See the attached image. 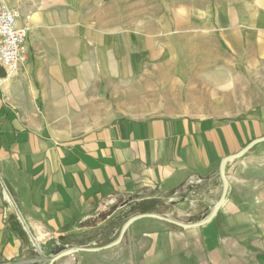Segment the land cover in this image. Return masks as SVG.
<instances>
[{
	"label": "crops",
	"instance_id": "crops-1",
	"mask_svg": "<svg viewBox=\"0 0 264 264\" xmlns=\"http://www.w3.org/2000/svg\"><path fill=\"white\" fill-rule=\"evenodd\" d=\"M263 4L43 0L26 23L19 17L29 56L14 70L0 65V171L11 197L0 193V264H43L60 236L90 228L80 223L117 206L112 218L130 198L176 190L190 176L213 185L225 158L226 197L207 223L182 228L140 218L118 246L54 264H264V139L233 157L264 137V102L244 103L237 110L250 113L234 116L112 113L166 109L149 97L193 71L227 79L217 81L221 88L241 81L233 84L239 91L211 93L258 94L243 88H258ZM210 37L233 54L198 53Z\"/></svg>",
	"mask_w": 264,
	"mask_h": 264
},
{
	"label": "rangeland",
	"instance_id": "rangeland-1",
	"mask_svg": "<svg viewBox=\"0 0 264 264\" xmlns=\"http://www.w3.org/2000/svg\"><path fill=\"white\" fill-rule=\"evenodd\" d=\"M5 1L11 7L18 9L21 17L20 18L21 22L24 23L26 21L24 20L26 19L25 14L34 10L35 8H37V6H40L39 4L43 0H5ZM216 1L217 0H209V2L212 5V8H214ZM262 6H264V4ZM210 34L212 36L213 33L211 32ZM212 40L214 39L210 37L208 40L209 44H207L208 42L203 44L204 46H206L207 44V46L205 48L203 47L202 49L200 48L198 53H200L201 50H206L204 54H214V55H218L220 53L223 54L225 53L227 55H229V53L233 54L232 52H228L224 50L221 51L217 47V45L214 44ZM194 65L201 66V63ZM211 72H217V71L212 70L210 72H207L206 74H209ZM243 72L245 79L242 80V85L244 86L246 85V83L249 82L248 79L249 75L246 73V70H244V68H243ZM195 74L196 73L194 71L190 73V76H192V78H189L188 80L183 79L181 81L182 85L181 86L179 85L177 88L163 86L155 89L156 92H159L160 95L158 93L151 95L149 97V101L155 103L156 105L162 103L161 107H164L166 109H160V110L115 109L112 112L113 117L114 118L121 116L146 117V116H153L159 114L175 115L182 113H192L197 116H205V115L234 116V115L250 113L249 111L237 110L239 107L243 106L244 103L246 105H249L250 103L264 102V61L259 64L258 88H255L254 86L250 87L248 84L247 87L243 88V90L248 92L250 91L253 92L256 91L257 89L258 94H254V93L242 94L240 92H237L229 95H224V94L211 93L213 91L216 92L222 90L239 91L242 88H240L239 85L238 86L234 85L233 87V84L235 82L240 83L241 81L232 78V80H230L232 86L229 87L231 89H228L224 87L228 83L227 79L223 83L224 80L222 79L219 80V79L194 78L193 76ZM199 75H201V73H199ZM217 81L223 83L224 86L221 88V86L218 85ZM186 82H189L188 86L186 85ZM135 90L137 89L135 88ZM187 92H189L188 95ZM171 95H174V98L171 97ZM132 97L138 99V95H134ZM128 106L131 107V105ZM186 106H189L191 109L187 110ZM217 175L220 176V174ZM221 191H222V182L220 177H219V181L212 185L210 182H208V180L202 181V179L200 178L190 176V178H188V180L182 186H180L175 191H173L172 194L167 195L166 192H159L153 198H156L161 202V204L158 205L156 208L158 212L157 214L165 215L177 219L181 222L188 223V222H196L205 218L210 213L211 209L214 207L216 202L218 201L221 195ZM129 200H127L126 202H128ZM126 202L122 205V207H120L117 210L116 214L114 215L115 217L119 216L121 214V211L124 208H126L124 207ZM95 218L92 219L91 222L95 220ZM166 224L169 225L167 222ZM88 227H90V225ZM90 229L91 227L86 230L80 231L79 233L68 234L69 238L64 244L63 248L71 247V246H92V245L103 244V243H97L94 240H88L89 233H84V232H90ZM125 234L126 232L124 233L121 241L123 240ZM121 241L114 247L118 246L121 243ZM59 244L60 243L58 241V243L55 246V250L52 252V255L58 252L56 251V248L59 246ZM47 262L46 264H48Z\"/></svg>",
	"mask_w": 264,
	"mask_h": 264
},
{
	"label": "water",
	"instance_id": "water-1",
	"mask_svg": "<svg viewBox=\"0 0 264 264\" xmlns=\"http://www.w3.org/2000/svg\"><path fill=\"white\" fill-rule=\"evenodd\" d=\"M263 138L254 140L252 142H250L245 148H243L240 152H238L237 154H235V156H240L242 155L247 149H249L251 146H253L254 144H256L257 142L263 140ZM227 158L222 159L220 162V166H219V174H220V178H221V182H222V191H221V195L218 199V201L216 202V204L214 205V207L211 209L210 213L203 218L202 220L196 221V222H181L177 219L165 216V215H160L157 213H143V214H136L133 215L131 217H129L119 228L118 230V234L116 236V238H114L113 240L100 244V245H92V246H71V247H66V248H62L60 249L58 252H56L55 254L51 255V256H46V257H41L39 259V261H48V264H53L54 261H56L57 259H59L62 256L65 255H69L72 254L74 252H78V251H85V252H96V251H100V250H105V249H109L114 247L115 245H117L124 233L126 232V230L128 229V227L136 220L140 219V218H144V217H153V218H157L159 220L165 221L167 223H171L173 225L182 227V228H188V227H197V226H201L205 223H207L217 212V210L220 208L222 202L224 201L225 197H226V193H227V188H228V182H227V173L225 171V163L227 162ZM117 206H113L111 208H109L106 211L101 212L96 218L95 220H93L90 224V227H94L97 226L98 224L103 223L108 217H110L112 215V213L116 210Z\"/></svg>",
	"mask_w": 264,
	"mask_h": 264
},
{
	"label": "built area",
	"instance_id": "built-area-1",
	"mask_svg": "<svg viewBox=\"0 0 264 264\" xmlns=\"http://www.w3.org/2000/svg\"><path fill=\"white\" fill-rule=\"evenodd\" d=\"M20 13L5 0H0V65L6 70H14L29 56L27 27L17 25ZM0 193L11 202L8 186L0 171Z\"/></svg>",
	"mask_w": 264,
	"mask_h": 264
},
{
	"label": "trees",
	"instance_id": "trees-1",
	"mask_svg": "<svg viewBox=\"0 0 264 264\" xmlns=\"http://www.w3.org/2000/svg\"><path fill=\"white\" fill-rule=\"evenodd\" d=\"M173 191L175 190H170L166 193L167 195H170L173 193ZM160 204L161 202L158 199L153 198V197L145 198V199L131 198L128 202H126L124 206L126 208H124L121 211V214L119 216H116V217L114 216L112 218H109V220L106 221L104 224L91 227L90 232H84V233H89L88 240H94L97 243L109 242L113 240L114 238H116L119 228L129 217L136 215V214H143V213H158L156 208ZM90 222L91 220H85L84 222L80 223V225L89 226ZM168 224L173 225L171 223H168ZM68 238H69L68 234L65 236H60L58 238V241L60 244L56 248V251H59L60 249L64 247V244L66 243ZM46 262L47 261H43V264H46Z\"/></svg>",
	"mask_w": 264,
	"mask_h": 264
}]
</instances>
